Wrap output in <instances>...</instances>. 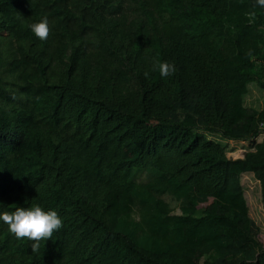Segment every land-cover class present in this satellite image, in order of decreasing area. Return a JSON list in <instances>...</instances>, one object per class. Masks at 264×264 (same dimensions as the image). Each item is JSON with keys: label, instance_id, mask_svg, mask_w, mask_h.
<instances>
[{"label": "trees", "instance_id": "16d2710c", "mask_svg": "<svg viewBox=\"0 0 264 264\" xmlns=\"http://www.w3.org/2000/svg\"><path fill=\"white\" fill-rule=\"evenodd\" d=\"M0 34V212L63 220L40 241L0 221V264H264L243 184L264 211L255 0H0Z\"/></svg>", "mask_w": 264, "mask_h": 264}, {"label": "clouds", "instance_id": "9594fccd", "mask_svg": "<svg viewBox=\"0 0 264 264\" xmlns=\"http://www.w3.org/2000/svg\"><path fill=\"white\" fill-rule=\"evenodd\" d=\"M258 7L264 8V0H255ZM31 32L41 40L49 34L47 18L30 25ZM159 71L161 77H168L175 71L174 65L165 62H154L153 71ZM147 76V73H145ZM0 221L7 224L8 229L18 239L28 238L33 241L50 238L54 231L63 226V220L56 210H45L40 205L17 207L12 213L0 212ZM35 245L33 249L35 250Z\"/></svg>", "mask_w": 264, "mask_h": 264}, {"label": "rangeland", "instance_id": "374dc122", "mask_svg": "<svg viewBox=\"0 0 264 264\" xmlns=\"http://www.w3.org/2000/svg\"><path fill=\"white\" fill-rule=\"evenodd\" d=\"M7 34H0V50L6 49L8 44L10 43L9 40L6 38ZM7 39V40H1ZM258 102V106L264 105V93H261L256 85L251 87L250 95L247 99L248 104H253V102ZM257 105V104H256ZM211 140L218 141L224 144L228 149V155L234 159L243 156V153L247 151L248 148L251 147V143L247 142H226L223 141L220 136L218 135H208ZM260 137H264L261 135ZM143 177H146L144 175ZM243 184L246 189V195L248 198L250 212L252 218L257 222L259 227L262 229L263 233L260 236V240L264 242V211L262 208L261 203V196H260V188L258 182L255 180L254 176L252 175H245L243 177ZM170 206L172 207L174 213H178V206L176 202H174L170 197H164Z\"/></svg>", "mask_w": 264, "mask_h": 264}, {"label": "crops", "instance_id": "0c3cea01", "mask_svg": "<svg viewBox=\"0 0 264 264\" xmlns=\"http://www.w3.org/2000/svg\"><path fill=\"white\" fill-rule=\"evenodd\" d=\"M263 139H264V137H258L257 140H256V142L257 143H261L263 141Z\"/></svg>", "mask_w": 264, "mask_h": 264}]
</instances>
